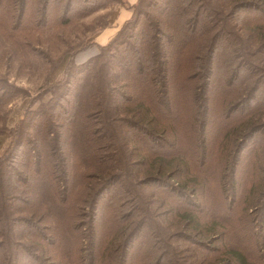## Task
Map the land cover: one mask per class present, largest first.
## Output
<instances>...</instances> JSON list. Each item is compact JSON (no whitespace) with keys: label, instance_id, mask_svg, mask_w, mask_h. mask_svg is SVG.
<instances>
[{"label":"trees","instance_id":"trees-1","mask_svg":"<svg viewBox=\"0 0 264 264\" xmlns=\"http://www.w3.org/2000/svg\"><path fill=\"white\" fill-rule=\"evenodd\" d=\"M89 3L0 0L32 64L69 43L0 156V264H264V0H138L105 45L64 33Z\"/></svg>","mask_w":264,"mask_h":264},{"label":"rangeland","instance_id":"rangeland-1","mask_svg":"<svg viewBox=\"0 0 264 264\" xmlns=\"http://www.w3.org/2000/svg\"><path fill=\"white\" fill-rule=\"evenodd\" d=\"M92 3L104 4V7L87 16L73 17L77 11L74 7V10L70 13V16L73 17L72 24L64 33L66 36L71 37L80 33L78 42L83 40V43H85L97 32L96 35L98 36L103 32L100 42H106L105 44H107L110 41V36L118 29V25H121L124 19H130L133 16L134 10L130 7L132 3L129 0H90L89 6ZM50 6L52 9L55 7L51 2ZM62 12L61 7L59 16L62 15ZM108 22L110 23L109 27H104ZM38 40L40 44H38ZM48 42H50L52 48V66L46 63L41 66L34 65L25 58L24 54L17 52L12 42L6 40L0 32V95L3 96V101L0 102V156L6 152L12 140H14L17 126L29 115V112L35 108L37 109L42 101H47L50 98V93L44 94L47 86L49 87L63 78L69 57L67 56L60 64L58 62L66 54V45H69V43L65 42L64 45L61 39L56 43H52L49 37H35L33 45L39 46L37 48L39 55H41L40 52L44 53V56L47 55ZM69 42H72V40ZM99 51H102V48L96 45L80 50L76 55L74 54L76 64L79 65L85 62ZM54 65H57L55 69H53ZM30 132L32 135L35 134L34 130ZM22 146L20 148L21 152L26 150L28 143L24 142ZM108 190L110 191L106 193L105 200H108L110 194L115 192V187Z\"/></svg>","mask_w":264,"mask_h":264},{"label":"crops","instance_id":"crops-1","mask_svg":"<svg viewBox=\"0 0 264 264\" xmlns=\"http://www.w3.org/2000/svg\"><path fill=\"white\" fill-rule=\"evenodd\" d=\"M129 1H130L132 4H134V3L137 2V0H129ZM125 20H127V19H124L122 22H124ZM122 24H123V23H122ZM122 24H121V25H122ZM121 25H118V29L114 32V34H113L112 36H110V39L116 34V32L119 30V28H120ZM109 29H110V28H109ZM102 33H103V32H102ZM102 33L98 36V38H97V42L100 43L101 45H104L106 42H105V43H101V42H100V37L102 36ZM105 33H106V32H105ZM110 39H109V40H110ZM109 40H108V41H109ZM108 41H107V42H108Z\"/></svg>","mask_w":264,"mask_h":264}]
</instances>
